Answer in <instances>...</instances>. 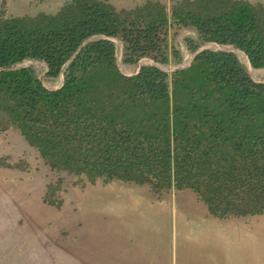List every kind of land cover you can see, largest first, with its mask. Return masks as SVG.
Returning a JSON list of instances; mask_svg holds the SVG:
<instances>
[{"label":"trees","instance_id":"trees-1","mask_svg":"<svg viewBox=\"0 0 264 264\" xmlns=\"http://www.w3.org/2000/svg\"><path fill=\"white\" fill-rule=\"evenodd\" d=\"M172 25L195 29L192 52L232 45L264 67V4L147 0L117 10L70 0L52 14L0 17V130L17 127L53 170L191 189L217 217L264 213V82L228 50L202 49L170 73L148 64L126 75L116 64L112 39L124 63L179 60L166 52ZM25 58L45 61L47 76L63 71L62 84L6 68Z\"/></svg>","mask_w":264,"mask_h":264},{"label":"rangeland","instance_id":"rangeland-1","mask_svg":"<svg viewBox=\"0 0 264 264\" xmlns=\"http://www.w3.org/2000/svg\"><path fill=\"white\" fill-rule=\"evenodd\" d=\"M68 1L0 0V17L52 14ZM104 1L120 10L147 0ZM154 1L169 9L181 0ZM246 1L264 4V0ZM196 36L192 26L172 25L166 36V52L170 55L172 48L177 49L180 59L171 58L166 64L150 56H143L133 64L124 63L122 43L112 39L116 45V64L126 75L148 64L170 73L191 62L196 52L187 48L185 39ZM204 44L198 49L234 52L252 79L264 82V67H249L237 53L239 49L212 42ZM19 67L31 68L48 89L63 82V71L56 77L46 75L47 64L43 60L25 58L9 65ZM199 215L205 216L206 221L249 223L263 219L264 222V213L213 216L191 189H158L148 183L89 179L84 174L53 170L37 149L28 145L17 127L0 130V264H182L176 260L178 247L188 254L191 244L209 243L199 236L208 226L191 225L190 220ZM176 222L177 237L173 230L168 236L167 262H162L164 258L160 260V253L146 261L145 256L155 253H147L145 240L150 236L146 234L155 233L165 223L171 230ZM252 229L253 235L257 233L248 242L249 254L255 257L256 252L259 264H264V223Z\"/></svg>","mask_w":264,"mask_h":264},{"label":"crops","instance_id":"crops-1","mask_svg":"<svg viewBox=\"0 0 264 264\" xmlns=\"http://www.w3.org/2000/svg\"><path fill=\"white\" fill-rule=\"evenodd\" d=\"M204 219H206L205 216L200 217L199 215L190 221L194 228L208 226L207 229L200 231L199 236L209 243L205 245L199 243L191 244L187 251L189 252L188 254L184 250L180 251L179 248L181 247H178L176 260L182 261V264H259L256 252H254L255 257L250 256L248 242L253 240L257 233L254 235L251 233L254 231L252 227L257 229L260 224L264 223L263 219L260 221L259 219H254L249 223L244 221L217 222ZM198 220H200L199 223H197ZM176 226L177 222L169 230L168 225L165 223L160 225V228L155 233L146 234L150 236V239L145 240L147 253L155 252L150 256H145L146 261L151 260L153 255L158 257V253H160V260L162 261L164 258L165 261L162 262H167L168 252H170L168 236L172 230L176 235Z\"/></svg>","mask_w":264,"mask_h":264},{"label":"water","instance_id":"water-1","mask_svg":"<svg viewBox=\"0 0 264 264\" xmlns=\"http://www.w3.org/2000/svg\"><path fill=\"white\" fill-rule=\"evenodd\" d=\"M94 38H96L95 36L94 37H91V38H89V39H87V40H90V39H94ZM86 40V41H87ZM213 43V42H212ZM207 44H209V42H206L204 45H207ZM202 49H204L203 47H201V48H199L197 51H196V53L197 52H199V51H201ZM244 53V52H243ZM246 56V55H245ZM246 58H247V56H246ZM247 61H248V59H247ZM249 62V61H248ZM6 68H9V66H7ZM62 84V83H61Z\"/></svg>","mask_w":264,"mask_h":264},{"label":"bare ground","instance_id":"bare-ground-1","mask_svg":"<svg viewBox=\"0 0 264 264\" xmlns=\"http://www.w3.org/2000/svg\"><path fill=\"white\" fill-rule=\"evenodd\" d=\"M240 51V50H239ZM239 51H237V53L239 54ZM242 52V51H241ZM243 53V52H242ZM245 55V54H244ZM239 56H240V54H239ZM240 58H242V60L249 66V67H251V65L249 64V62L247 61V59L245 58V57H241L240 56Z\"/></svg>","mask_w":264,"mask_h":264}]
</instances>
